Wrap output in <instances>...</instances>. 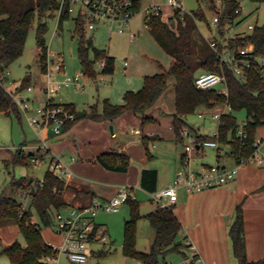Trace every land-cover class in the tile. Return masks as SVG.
I'll use <instances>...</instances> for the list:
<instances>
[{"label":"trees","instance_id":"16d2710c","mask_svg":"<svg viewBox=\"0 0 264 264\" xmlns=\"http://www.w3.org/2000/svg\"><path fill=\"white\" fill-rule=\"evenodd\" d=\"M215 1L207 0L212 10L216 9ZM224 1L226 6L221 18L222 26L228 20L240 15L236 12L239 6L237 0ZM59 6V0H0V73L21 57L27 36L36 20H38L36 37L40 48L39 62L44 71L47 69L49 50L45 37L48 28L45 18L53 15ZM70 16L69 13L64 12L59 19L60 26L63 20ZM74 21L76 32L79 35L78 57L82 64L83 74L88 78L97 79L96 60L105 61L101 69L102 73H113L115 57L108 54L105 49L96 47L93 39L85 36L86 23L81 15L75 16ZM201 21H206L210 27L203 11L181 13L179 9L168 21L156 15L147 19L154 38L173 58L169 69L153 75H146L143 87L139 90H127L121 104L104 99L101 109L95 103L88 109L79 111L73 103H63L76 115L75 120L69 121L65 125L64 132L81 119L113 121L128 110L143 115L142 128H144L145 125L155 120L147 111L163 95L168 86L169 77L173 76L176 98L172 127L176 138L183 141L180 131L184 128H189L191 131L196 130L188 123L186 117L194 113L198 106L215 107L228 103L231 106V111L221 115L218 124L219 137L216 139L221 146H229V155L237 162L240 158L251 155L255 149L257 131L264 126V68L253 65L243 75L237 76L232 69L227 67L228 95L220 93L218 89L198 88L195 78L200 72L220 70L218 55L210 47L200 30L199 23ZM233 43L236 46L253 43L255 53L264 57V24H256L251 33L236 39ZM91 52L93 53L92 57L90 56ZM30 84V78L26 77L14 92L22 91ZM241 110L245 111V120L247 121L246 139H241L236 135V130L239 127L236 112ZM0 113L6 115L14 113L21 118L20 108L1 82ZM197 137L200 141L215 139L213 136L198 132ZM142 141L148 158H151L150 138L144 136ZM21 157H25V155L20 147L17 150L18 160ZM34 157V154H29L30 161ZM24 161L25 159L22 162ZM97 161L114 171H127L130 165V158L124 153H103L97 157ZM157 176L156 170L144 169L141 174V186L150 192L155 191ZM13 184L18 189L28 191L26 193L31 197V206L27 209L13 196L1 194L0 224H17L26 244L23 245L15 240L4 246L0 253L7 255L10 264H46L43 257L53 253V250L44 240L42 226L34 221V215L39 217L43 225L51 224L55 220L56 214L67 206L64 193L68 185L50 169L45 172L42 182L23 177ZM127 204L130 207V216L124 223L123 244V252L126 256L134 257L142 264H160V257H164L170 252L180 251L184 247V243L178 239L182 231V224L170 205L165 208H157L148 214L150 224L155 230V237L149 250H138L136 241L137 224L141 218L140 202L137 198H130ZM236 213V219L230 227L229 234L233 240L234 253L239 258L240 264H264V258L257 261L248 260L244 236V217L240 205L237 206Z\"/></svg>","mask_w":264,"mask_h":264},{"label":"rangeland","instance_id":"374dc122","mask_svg":"<svg viewBox=\"0 0 264 264\" xmlns=\"http://www.w3.org/2000/svg\"><path fill=\"white\" fill-rule=\"evenodd\" d=\"M183 6L188 12H201L206 14L209 24L211 23L214 10L210 9L207 0H182ZM242 13L241 18L244 20L237 26V29L247 30L248 24H264V0H241ZM171 7L164 8L163 20L168 21L172 14ZM59 12L56 11L53 15L45 18L47 22V32L45 34L48 44V64L44 71L39 62L40 48L37 44L36 28L37 22L30 30L24 52L19 59L11 63L6 69L8 74V89L14 91L20 86L24 78H30V85L34 90L28 92L23 91V95H30L32 105L38 106L39 102L45 101L47 95L41 93L40 87L45 86L44 73L49 71V68L54 74L55 81H63L65 78L75 76L82 72L83 68L78 57L79 35L75 29L74 18L77 12L70 14L69 18L63 20L61 26L59 24ZM200 30L204 36L211 35V29L206 21L199 23ZM134 33V38L131 39L130 34ZM85 36L92 38L96 47L105 49L108 54L115 57V69L111 74L101 72V60H96L95 70L98 73L97 79L88 78L83 74L81 77V85L75 86L70 84L62 86L59 92L54 95L57 102L73 103L77 110L88 109L91 105L97 103L99 108H102L104 99H109L111 102L121 104L124 101V94L127 90H139L143 87L144 77L153 75L169 69L173 58L161 47L154 38L149 27L144 26V14L142 11L132 17L128 25L120 27L119 22L100 21L96 23L95 29H89L85 26ZM93 56V53H90ZM62 61L63 67L58 70L56 65ZM43 72V73H42ZM43 91V90H42ZM42 96V98H41ZM175 78L169 77L168 86L163 95L158 99L156 104L147 111L153 115L155 120L142 128L143 115L136 116L135 119H125V134H119L120 140L123 138L137 140L138 137L131 133L133 128H138L143 131L159 132L162 138L154 141L156 148L149 145V149L153 151L154 157L149 158L151 165H158L166 169V163L171 158V144L175 142L170 139L173 135L172 119L175 111ZM226 108V107H225ZM224 106L208 107L200 105L195 112L189 114L186 119L188 123L195 127L200 134L212 136L214 131L218 129V119L214 118L215 113H222L225 110ZM21 110V109H20ZM132 115L134 112H130ZM199 113H205L206 117L212 121L211 126H205V119L199 116ZM237 122L243 124L245 121V111H237ZM131 117V116H130ZM93 122L91 119L84 118L80 121ZM78 123H83V122ZM77 123V124H78ZM111 125V124H110ZM108 126V138H112ZM113 125V124H112ZM28 120L27 114L21 111V118L12 113L6 115L0 113V195L13 196L23 207L31 206V197L23 189H18L13 182L20 180L23 177H33L34 180L43 181L45 172L49 169V159H42L40 162H33L29 159V153L34 151L35 147H25L20 160L17 158V150L20 146L33 145L43 147L45 142L40 140ZM96 132V127H84L78 132L73 130L72 133H62L57 136H49L47 143L49 148L56 152L57 143L59 145L68 142L70 146L64 147V152L78 156L79 144L83 142V137L89 136L91 146L101 144L93 133ZM76 138L77 147L74 145L70 136ZM95 139V140H94ZM257 139H263L261 151L264 152V126L257 131ZM185 142L188 138L178 143V151H185ZM144 146V143H141ZM141 146V147H142ZM73 147V148H72ZM145 148V146H144ZM222 152H228L229 146H221ZM46 152L45 148H42ZM63 152V151H61ZM157 152V153H156ZM217 149L205 147V155L201 156L198 153L194 154V163L209 162L212 165L216 164ZM25 159L26 163L22 162ZM131 162V160H130ZM182 162V160H181ZM220 162H223L221 159ZM234 163V162H232ZM237 165V163H236ZM235 165V166H236ZM256 165V164H250ZM181 166V163H180ZM237 175V174H236ZM175 179V178H174ZM98 183V181L93 180ZM137 197L140 202L141 218L137 224V241L136 247L139 250H149L152 244V226L148 219V213L155 205L151 202L150 195L142 188H137ZM180 192V190H179ZM64 210V209H63ZM130 216V207L125 204L119 212H100L98 218L102 219L107 225L108 239L106 241L91 242L89 244L90 252L86 264H138L139 260L134 257L126 256L123 252L124 244V222ZM34 221L42 226V235L46 242L59 243V235L54 231L55 220L48 226L43 225L39 217L35 214ZM18 240L23 245L26 244L24 236L19 231V228L13 223L0 224V252L3 245L9 244ZM62 262L65 261V255L61 256ZM163 257H160V264ZM0 264H10V260L5 254L0 253Z\"/></svg>","mask_w":264,"mask_h":264},{"label":"built area","instance_id":"2783aa9c","mask_svg":"<svg viewBox=\"0 0 264 264\" xmlns=\"http://www.w3.org/2000/svg\"><path fill=\"white\" fill-rule=\"evenodd\" d=\"M237 1L239 6L236 12L240 15L228 20L223 26L221 25V18L226 4L224 0L215 1L216 9L210 23L212 33L210 36L204 37L218 55L220 70L200 72L195 78V84L198 88L218 89L220 93L228 95L227 67L232 69L237 76L243 75L253 65L264 68V57L255 53L253 43H248L245 46H236L233 43L236 39L251 33L256 26V24H248L247 30L237 29V26L244 20L241 18V0ZM59 2L60 6L57 10L59 16L64 12L72 14L76 11L77 15H81L85 19L89 29H95L96 23L100 21H117L120 27L128 25L130 19L140 11L144 14L145 27H149L147 19L152 15L161 16L163 19L165 7H171L173 10L169 18L178 9L181 13L188 12L183 6L182 0H59ZM138 5L139 8H137ZM134 36V33L130 34L131 39ZM104 64L105 61H101V65L104 66ZM62 67L63 63L59 61L56 68L60 70ZM8 74L6 70L0 73L1 84L11 93L21 111L27 114L30 125L38 131L39 139L45 142V145L39 149H46L49 169L65 184H68L72 175L71 169L60 156L49 148L47 138L61 135L65 125L69 121L75 120V113L63 103L55 102L54 95L59 92L62 86L70 84L80 86L83 73H77L73 77L69 76L58 82L54 80V74L49 68V71L44 73L45 86L42 89L43 93L47 95V99L39 102L36 107L32 105L33 101L30 95H23L24 90L32 92L33 86L30 85L19 92L11 91L8 89ZM225 107L226 110L231 111V106L228 103L225 104ZM222 114L223 112L215 113L214 118L219 121ZM199 116L203 117V113H199ZM246 124L247 121L245 120L243 124L239 125L236 130L237 137L247 138ZM133 132L138 135L142 133L140 129H134ZM180 135L183 141L188 138V142H185L184 156L173 183L150 193L151 201L156 209L165 208L176 202L180 188H184L188 192L214 189L234 180L242 165L264 166V152L261 151L263 139L255 141V149L251 155L240 158L235 167L228 168L217 163L208 166H196L194 163V154L199 153L205 147L220 149V143L216 139L219 137L218 129L212 135L215 139L200 141L197 134L189 128L182 129ZM41 160L42 157L35 156L32 161L37 163ZM130 198H137L136 190L127 184H123L119 187L116 195L110 198L102 199L94 196L88 204L59 211L55 217L54 231L61 236L62 241L60 243H48L53 253L45 255L43 257L44 262L46 264H86L90 252L89 244L108 239L107 230L103 225L97 223L96 217L100 212H119ZM62 255L67 257V263L62 262Z\"/></svg>","mask_w":264,"mask_h":264},{"label":"crops","instance_id":"0c3cea01","mask_svg":"<svg viewBox=\"0 0 264 264\" xmlns=\"http://www.w3.org/2000/svg\"><path fill=\"white\" fill-rule=\"evenodd\" d=\"M43 87L44 86L40 87L41 93L43 92ZM55 102L57 101L55 100ZM217 106H219V108L224 106L225 108V104ZM130 112L133 111L128 110L113 121L92 120L96 123H91L79 120L83 123H78V121L69 130L65 131L64 133L68 132L73 134V130L79 132L82 127L86 130L88 127H96V132H94L93 135L96 136L101 144L91 146L89 145L91 142L89 139L90 137L88 135L83 137V142L79 144L80 149L77 150L78 156L69 155L64 152L66 149H64V147L67 145L70 146L68 142L62 145H59L62 142L55 144L57 145V153H54L68 164L72 172L67 184L68 187L64 193L67 201V206L64 208V211L73 206L79 207L88 204L94 196L102 199L110 198L116 195L119 187L123 184L129 185L135 188V190L140 187L150 195L151 192L141 186V174L144 169H154L157 171L156 190L173 183L183 156V151H178L177 147L178 143L181 141L176 138L173 130V135L170 136V139L175 143L171 144L169 151L171 152V158L166 163L167 168L163 169L161 166L151 165V159L149 160L147 150L144 148L145 145L142 146L141 144L143 142L142 138L144 136L150 138L149 145L152 144L151 147L155 149L157 146L154 141L162 138L159 132H145L141 130V135H138L133 132L134 129L138 128H133L131 133L138 137L137 140H129L126 138L117 140L119 134H125V119L131 118V120H133L136 116L138 117L141 115L135 113L132 115ZM224 112L230 111L225 108L223 113ZM202 118L205 119V126H211L212 121L206 117L205 113H203ZM110 124H113L114 128V131L111 132V139L108 138L107 135L108 126ZM195 131L194 133H199L197 129ZM70 138L72 141L74 140V145L77 147L75 136L71 135ZM30 146L35 148L34 151L29 154L40 156L42 159L48 158L46 152L31 144L20 147L25 149V147L27 148ZM149 151L151 156L154 157L153 151L150 149ZM229 152L230 148L228 152L226 151L224 153L222 152V148L221 150L217 149V164L228 168L235 167L237 161L229 155ZM103 153H124L128 155L131 160L128 170L114 171L104 167L97 161V157ZM198 154L204 156L205 148ZM221 159H223V162H220ZM208 165L212 164L206 161L201 163L196 162V166ZM30 179L34 180L33 177H30ZM93 180L98 181V183ZM179 190L177 201L171 205L182 224V231L178 239L184 243V247L180 251L166 254L163 257V264H181L183 262L187 264H240L239 258L234 253L233 240L229 234L230 227L236 219V208L238 205H240L244 217V236L247 258L249 261H257L264 258V166H253L250 164L242 165L234 180L214 189H207L202 192H188L184 188H180ZM155 210L156 206L151 208L148 214ZM96 221L103 225L108 233L107 225L103 220L101 218L99 219L97 216ZM14 225L18 227L17 224ZM151 235L153 242L155 237V230L153 227ZM59 239L61 242V236H59ZM48 243L55 242L49 241ZM6 245H3V247ZM63 263H67L66 256Z\"/></svg>","mask_w":264,"mask_h":264},{"label":"water","instance_id":"95a60500","mask_svg":"<svg viewBox=\"0 0 264 264\" xmlns=\"http://www.w3.org/2000/svg\"><path fill=\"white\" fill-rule=\"evenodd\" d=\"M110 131H111V132L114 131L113 125H110Z\"/></svg>","mask_w":264,"mask_h":264}]
</instances>
